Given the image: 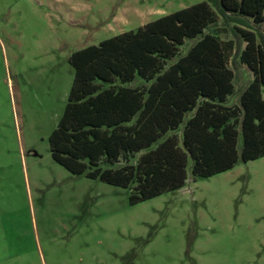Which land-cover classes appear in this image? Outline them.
<instances>
[{
  "label": "rangeland",
  "instance_id": "rangeland-1",
  "mask_svg": "<svg viewBox=\"0 0 264 264\" xmlns=\"http://www.w3.org/2000/svg\"><path fill=\"white\" fill-rule=\"evenodd\" d=\"M202 2L0 0V264H264V157L209 178H192L189 163L182 188L130 205L127 189L50 155L71 54ZM222 29L219 20L206 32L235 41ZM228 65L227 105H238L252 73L234 53Z\"/></svg>",
  "mask_w": 264,
  "mask_h": 264
},
{
  "label": "trees",
  "instance_id": "trees-1",
  "mask_svg": "<svg viewBox=\"0 0 264 264\" xmlns=\"http://www.w3.org/2000/svg\"><path fill=\"white\" fill-rule=\"evenodd\" d=\"M219 20L235 41L206 32ZM232 53L252 79L228 106ZM68 62L74 75L48 137L51 158L73 175L127 189L130 205L182 188L189 163L192 178H209L264 157V0H207ZM137 79L147 86L131 87Z\"/></svg>",
  "mask_w": 264,
  "mask_h": 264
}]
</instances>
